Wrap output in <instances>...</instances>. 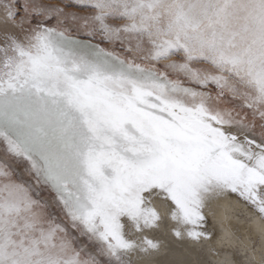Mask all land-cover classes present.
<instances>
[{
  "label": "snow or ice",
  "instance_id": "1",
  "mask_svg": "<svg viewBox=\"0 0 264 264\" xmlns=\"http://www.w3.org/2000/svg\"><path fill=\"white\" fill-rule=\"evenodd\" d=\"M221 201L264 231V0H0V264L215 256Z\"/></svg>",
  "mask_w": 264,
  "mask_h": 264
},
{
  "label": "rangeland",
  "instance_id": "2",
  "mask_svg": "<svg viewBox=\"0 0 264 264\" xmlns=\"http://www.w3.org/2000/svg\"><path fill=\"white\" fill-rule=\"evenodd\" d=\"M45 2L55 5L59 0H45ZM212 207L215 216L208 218L209 228L214 231L212 245L216 246L224 256L215 261L203 257V263L262 264L264 231L252 214L243 206L230 201H221ZM195 249L198 252L201 248ZM197 252V264H203Z\"/></svg>",
  "mask_w": 264,
  "mask_h": 264
},
{
  "label": "bare ground",
  "instance_id": "3",
  "mask_svg": "<svg viewBox=\"0 0 264 264\" xmlns=\"http://www.w3.org/2000/svg\"><path fill=\"white\" fill-rule=\"evenodd\" d=\"M211 247L213 249H215V251L217 253L215 256H212L209 253V251L207 250V246H205L204 248L199 249L198 252L196 251L195 248H190L189 249L190 254L184 255L182 257V259L184 260L185 264H195V263L197 264V260H198L197 255L198 254L196 255V252L200 254V256H201L200 258H201V262L202 263H203V257L204 258H207V259H209L211 261L212 260L215 261V260L220 259V257H223L224 256L221 252H219V249L216 246L211 245ZM171 259H172V257H161V260L162 261H168V260H171Z\"/></svg>",
  "mask_w": 264,
  "mask_h": 264
}]
</instances>
